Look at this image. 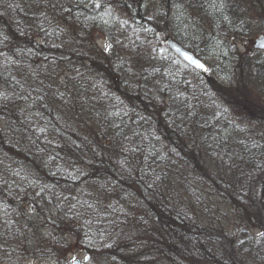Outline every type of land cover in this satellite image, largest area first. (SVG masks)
<instances>
[{
	"label": "trees",
	"instance_id": "trees-1",
	"mask_svg": "<svg viewBox=\"0 0 264 264\" xmlns=\"http://www.w3.org/2000/svg\"><path fill=\"white\" fill-rule=\"evenodd\" d=\"M255 32L264 0H0V264H264Z\"/></svg>",
	"mask_w": 264,
	"mask_h": 264
},
{
	"label": "rangeland",
	"instance_id": "rangeland-1",
	"mask_svg": "<svg viewBox=\"0 0 264 264\" xmlns=\"http://www.w3.org/2000/svg\"><path fill=\"white\" fill-rule=\"evenodd\" d=\"M253 31H257V30L253 29ZM260 34H264V33L255 32L254 34H251L250 36H248L246 38L245 37L237 38V39L233 40L234 45L236 46V48L239 51L246 52L249 49L253 48L254 38ZM95 39L97 40L98 45L104 47L105 43H104L102 38H98V39L95 38ZM202 60L205 62V64L207 63L206 60H204V59H202ZM203 191H204V189H203ZM205 193L207 195H209L208 196L209 204L210 203L214 204L212 207V213L213 212L216 213V215L218 217L215 215L214 216L217 217V220L219 223H222L226 228H228L231 231H233L235 228H237L238 230L243 228V226H244L243 222L240 219L238 221L236 219H234L236 214L234 213V208L232 206L223 203L221 200H219L214 195H212L211 191H209V192L205 191ZM196 209L198 210V207H196ZM229 219H231V220L234 219V221H236L235 225L229 223L228 222V221H230ZM258 232L259 231L254 230L255 234H258ZM240 233H241V231H240ZM66 259L68 260V264H70L74 259H79L81 262H84L85 264H92L90 261L86 260L85 254L82 252L81 249H79L76 246L75 243L68 249ZM23 264H48V261L45 259H26L25 261H23ZM161 264H170V263L164 262Z\"/></svg>",
	"mask_w": 264,
	"mask_h": 264
},
{
	"label": "water",
	"instance_id": "water-1",
	"mask_svg": "<svg viewBox=\"0 0 264 264\" xmlns=\"http://www.w3.org/2000/svg\"><path fill=\"white\" fill-rule=\"evenodd\" d=\"M262 44H264V34H260V35H258L257 37L254 38L253 48L255 50L264 51V47H261ZM165 45H166V48L169 50V52L174 57H176L178 60H180L182 63H184L188 67L194 69L198 73L202 74L204 72V70L206 68L205 62L201 58L196 56L192 51H190L187 48L183 47L180 43H178L172 37L167 36L165 38ZM185 54H187L189 56H192L193 59H195V60H198L200 63H202L204 65V68L203 69L198 68V67H196V65L194 63L186 60L185 59ZM75 260L78 261V264H85L84 262H81L79 259H75ZM73 261H72L71 264H73Z\"/></svg>",
	"mask_w": 264,
	"mask_h": 264
},
{
	"label": "snow or ice",
	"instance_id": "snow-or-ice-1",
	"mask_svg": "<svg viewBox=\"0 0 264 264\" xmlns=\"http://www.w3.org/2000/svg\"><path fill=\"white\" fill-rule=\"evenodd\" d=\"M95 6L96 7H101V5L99 3H96ZM261 47H264V44H262ZM185 59L190 61V62H192V63H194L196 65V67H198V68H201V69L204 68V65L202 63H200L198 60L193 59L192 56H189V55L185 54ZM261 235H264V233H261ZM73 264H78V261H76L74 259Z\"/></svg>",
	"mask_w": 264,
	"mask_h": 264
},
{
	"label": "bare ground",
	"instance_id": "bare-ground-1",
	"mask_svg": "<svg viewBox=\"0 0 264 264\" xmlns=\"http://www.w3.org/2000/svg\"><path fill=\"white\" fill-rule=\"evenodd\" d=\"M205 71V70H204ZM204 73V72H203Z\"/></svg>",
	"mask_w": 264,
	"mask_h": 264
}]
</instances>
